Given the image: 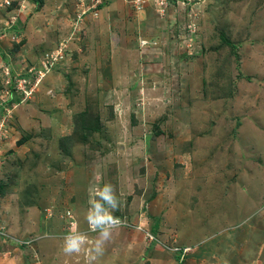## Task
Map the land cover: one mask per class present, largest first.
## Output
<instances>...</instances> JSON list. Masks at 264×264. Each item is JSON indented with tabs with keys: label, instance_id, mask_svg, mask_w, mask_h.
<instances>
[{
	"label": "rangeland",
	"instance_id": "rangeland-1",
	"mask_svg": "<svg viewBox=\"0 0 264 264\" xmlns=\"http://www.w3.org/2000/svg\"><path fill=\"white\" fill-rule=\"evenodd\" d=\"M106 183L136 264H264V0H0V264H125Z\"/></svg>",
	"mask_w": 264,
	"mask_h": 264
},
{
	"label": "clouds",
	"instance_id": "clouds-1",
	"mask_svg": "<svg viewBox=\"0 0 264 264\" xmlns=\"http://www.w3.org/2000/svg\"><path fill=\"white\" fill-rule=\"evenodd\" d=\"M95 196L98 199L90 201L86 220L89 231L99 233L98 238L92 243L96 256H101L105 245L111 239L113 229L119 223V218L114 213L120 209L122 202L117 197L115 186L110 183H106L103 188L97 189ZM86 243H88L86 234L76 230L74 226L73 230L64 238L63 252L68 255L79 253Z\"/></svg>",
	"mask_w": 264,
	"mask_h": 264
},
{
	"label": "crops",
	"instance_id": "crops-1",
	"mask_svg": "<svg viewBox=\"0 0 264 264\" xmlns=\"http://www.w3.org/2000/svg\"><path fill=\"white\" fill-rule=\"evenodd\" d=\"M116 232H115V237H114V239H116L115 241H118L117 242V244H118V247L117 248H115V250H117V252H116V255L114 254V253H112V250L110 251V256H113V257H116V258H118L119 257V252H118V250L122 247L121 245H123V244H125V247H124V250L125 251H127V254L129 253V252H131V254H132V257L130 258H126L127 260L125 261V264H136V254H135V250L133 249V246H134V242H136L135 241V239L133 238V239H131L128 235H127V233L125 232V228L124 227H122V226H118L116 229ZM96 235H98L99 236V233L97 232V233H95ZM95 235V238L97 237ZM125 235H127V236H125ZM228 236H231V238H232V233H228L227 234V237ZM94 239V238H93ZM95 240V239H94ZM121 240V241H120ZM119 241H120V243H119ZM208 241H215V240H213V239H209ZM113 243V242H112ZM115 244V243H114ZM121 244V245H120ZM131 244L133 245V246H131ZM132 247H130V246ZM205 246V245H204ZM204 246H202V248L204 247ZM115 252V251H114ZM134 252V253H133ZM199 256L201 255V254H198ZM103 256V255H102ZM128 256H129V254H128ZM209 256L211 257V254H209ZM99 258V257H98ZM98 258H97V260H98ZM119 259V258H118ZM120 260V259H119ZM96 264H103L102 263V261H98V263H96ZM263 264V263H262Z\"/></svg>",
	"mask_w": 264,
	"mask_h": 264
},
{
	"label": "trees",
	"instance_id": "trees-1",
	"mask_svg": "<svg viewBox=\"0 0 264 264\" xmlns=\"http://www.w3.org/2000/svg\"><path fill=\"white\" fill-rule=\"evenodd\" d=\"M36 2H38L39 0H35ZM9 5V7H11L10 5H11V2L8 4ZM8 7V6H7ZM87 110V109H86ZM85 121H87V120H85ZM85 121L82 123V125L80 126V127H87V129H96V128H92L89 124H85ZM85 125H87V126H85ZM98 129V128H97Z\"/></svg>",
	"mask_w": 264,
	"mask_h": 264
},
{
	"label": "built area",
	"instance_id": "built-area-1",
	"mask_svg": "<svg viewBox=\"0 0 264 264\" xmlns=\"http://www.w3.org/2000/svg\"><path fill=\"white\" fill-rule=\"evenodd\" d=\"M129 224H127V226H128ZM117 226H124V223H122V224H118ZM88 229H89V226H88ZM147 235L151 238V239H153V237H152V235L150 234V233H148L147 232ZM189 250V248H184L183 249V251L184 252H187Z\"/></svg>",
	"mask_w": 264,
	"mask_h": 264
},
{
	"label": "bare ground",
	"instance_id": "bare-ground-1",
	"mask_svg": "<svg viewBox=\"0 0 264 264\" xmlns=\"http://www.w3.org/2000/svg\"><path fill=\"white\" fill-rule=\"evenodd\" d=\"M201 164V163H200Z\"/></svg>",
	"mask_w": 264,
	"mask_h": 264
}]
</instances>
